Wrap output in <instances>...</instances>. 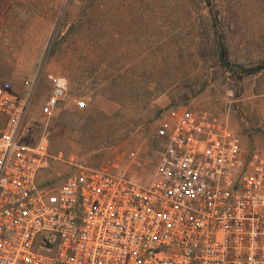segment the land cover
Returning a JSON list of instances; mask_svg holds the SVG:
<instances>
[{
  "label": "rangeland",
  "instance_id": "obj_1",
  "mask_svg": "<svg viewBox=\"0 0 264 264\" xmlns=\"http://www.w3.org/2000/svg\"><path fill=\"white\" fill-rule=\"evenodd\" d=\"M56 73L69 87L47 117ZM2 80L34 86L30 140L44 133L60 155L47 183L79 166L149 182L177 105L216 117L264 163V0H0Z\"/></svg>",
  "mask_w": 264,
  "mask_h": 264
},
{
  "label": "built area",
  "instance_id": "obj_2",
  "mask_svg": "<svg viewBox=\"0 0 264 264\" xmlns=\"http://www.w3.org/2000/svg\"><path fill=\"white\" fill-rule=\"evenodd\" d=\"M47 78L49 117L69 80ZM33 88L0 81V264H264V163L223 122L172 106L147 183L105 166L47 183L60 155L44 133L30 140Z\"/></svg>",
  "mask_w": 264,
  "mask_h": 264
},
{
  "label": "water",
  "instance_id": "obj_3",
  "mask_svg": "<svg viewBox=\"0 0 264 264\" xmlns=\"http://www.w3.org/2000/svg\"><path fill=\"white\" fill-rule=\"evenodd\" d=\"M255 69H257V68H255ZM255 69H252V70H255Z\"/></svg>",
  "mask_w": 264,
  "mask_h": 264
}]
</instances>
